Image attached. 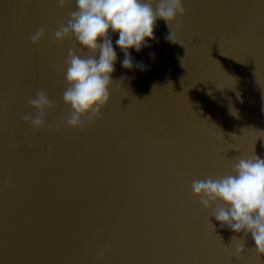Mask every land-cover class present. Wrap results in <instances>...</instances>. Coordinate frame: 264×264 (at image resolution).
Returning a JSON list of instances; mask_svg holds the SVG:
<instances>
[{"label": "water", "instance_id": "1", "mask_svg": "<svg viewBox=\"0 0 264 264\" xmlns=\"http://www.w3.org/2000/svg\"><path fill=\"white\" fill-rule=\"evenodd\" d=\"M183 7L176 42L158 19L155 38L129 50L132 69L110 32V101L71 127L68 51L90 53L54 33L75 0H0V264H264L251 234L222 228L191 190L264 157V0ZM38 91L53 106L33 129L22 117Z\"/></svg>", "mask_w": 264, "mask_h": 264}, {"label": "clouds", "instance_id": "2", "mask_svg": "<svg viewBox=\"0 0 264 264\" xmlns=\"http://www.w3.org/2000/svg\"><path fill=\"white\" fill-rule=\"evenodd\" d=\"M65 0H57L63 5ZM76 10L70 13L66 25L55 31L56 41L71 35L81 49H87V56L69 49L64 78L67 87L63 92L65 104L70 106L66 124L82 127V117L89 121L98 116L110 101L117 52L113 46L111 33L117 34L115 46L124 54L121 66L133 68L130 49L136 52L154 39V27L158 19H163L170 29L166 39H173L174 21L183 15V0H75ZM45 35L43 28L31 35L33 44ZM143 68V65H137ZM28 103L35 108V115H24L22 119L33 129L45 126V109L53 106L43 91H38ZM232 114L231 112L229 113ZM192 192L200 197L204 208L220 226H227L236 233L251 234L255 248L264 253V157L239 158L232 165V172L216 178L205 177L191 182ZM235 242V256L244 252V241ZM101 255L103 250H101Z\"/></svg>", "mask_w": 264, "mask_h": 264}, {"label": "snow or ice", "instance_id": "3", "mask_svg": "<svg viewBox=\"0 0 264 264\" xmlns=\"http://www.w3.org/2000/svg\"><path fill=\"white\" fill-rule=\"evenodd\" d=\"M216 160L218 161V162H223V160L225 159V157H223V156H221V155H216ZM223 247L225 248V249H227V248H229V247H225L224 245H223Z\"/></svg>", "mask_w": 264, "mask_h": 264}]
</instances>
